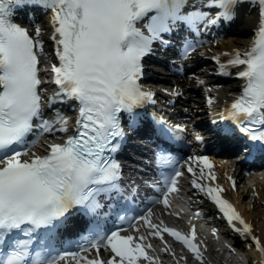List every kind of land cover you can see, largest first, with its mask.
<instances>
[{
    "label": "snow or ice",
    "instance_id": "obj_1",
    "mask_svg": "<svg viewBox=\"0 0 264 264\" xmlns=\"http://www.w3.org/2000/svg\"><path fill=\"white\" fill-rule=\"evenodd\" d=\"M244 2L0 0V264H61L66 258L76 264H159V257L149 251L153 245L148 236L163 241L162 251L175 257L165 234L182 242L204 264L207 246L202 247L195 225L190 232H183L164 221H154L148 208L146 215L137 218L144 222L148 236L134 235L125 234L127 230L122 227L102 232L100 217L107 202L121 194V164L113 155L125 135L121 113H128L134 124L135 109L154 102V93L139 82L142 61L152 53L153 44H167L165 35L179 26L195 34L231 20ZM253 2L259 5V22L248 49L225 53L230 57L227 65L240 67L237 76L245 82L227 111L243 125L240 131L249 139L264 141V131L260 130L264 128V0ZM37 6L51 12V38L58 58L51 70L59 91L49 98V104L75 100L79 105L74 134L62 142H49L44 155L23 147L29 134L37 129L40 135L68 133L70 129L69 119L62 114L52 120L42 118V29L35 27L33 36L28 27L15 22L16 12ZM194 50L193 44L185 42L183 55L186 58ZM224 67L221 65L222 70ZM172 94L182 93L177 90ZM177 130H182L179 125L167 126L168 133ZM157 158L163 165L176 163L163 148ZM191 159L196 167L189 163L187 171L197 177L191 182L193 186L214 201L234 231L250 239L264 256V242L254 234L253 225L222 197L224 189L204 183L208 178L216 179L209 157ZM182 175L177 170L153 185L160 192L155 203L171 207L170 196L179 191L178 178ZM73 212L89 217L94 227L78 251L57 252V231ZM134 231L139 233V227ZM101 249L110 253L109 259L100 257ZM90 252L96 256L83 255ZM184 260L186 257H178L177 264Z\"/></svg>",
    "mask_w": 264,
    "mask_h": 264
},
{
    "label": "bare ground",
    "instance_id": "obj_2",
    "mask_svg": "<svg viewBox=\"0 0 264 264\" xmlns=\"http://www.w3.org/2000/svg\"><path fill=\"white\" fill-rule=\"evenodd\" d=\"M244 10L246 7H244ZM259 19V10L257 6L250 7L247 12L241 11L238 21L234 25V29L238 32L218 38L217 40L212 41L209 45L202 47L200 51L195 53V57H200L206 54L215 53L223 49H242L246 48L249 41L254 35V28L256 27ZM40 28L42 29L40 38L45 41L46 44V35L45 32L48 28V23L45 20L41 22ZM214 68L209 65H206V68H201L199 66L198 70L190 75L183 76H171L166 80V87L161 88V93H166V96L176 97L172 93L183 89L187 91L189 87L197 88L203 95L197 96V101L193 104L196 111L202 113V116H208V112L219 110V106H222V100L226 97L232 96L237 91V82L236 80H231L227 83H218L215 84L213 81V72ZM206 94H212L217 98L216 105L214 107L209 106L206 103L205 96ZM165 96V97H166ZM191 111H194L191 109ZM195 117L189 116L187 120H192ZM222 166V165H221ZM261 173V172H260ZM261 177L254 185L241 190L233 189L234 194L239 199L240 208L244 212L245 216L249 219L250 224L253 225L254 234L259 236L264 242V174H260ZM227 169L222 170L221 179L224 180L229 186V177ZM228 179V180H227ZM252 179V178H251ZM253 180V179H252ZM212 227V223H209ZM210 236L209 242V251L210 253L220 260L223 263H234L237 264V254L226 248V244L218 237L216 234ZM251 244V248H244L243 254L250 257V262L252 264H262L264 256L256 249L255 244L250 239H245L243 245Z\"/></svg>",
    "mask_w": 264,
    "mask_h": 264
}]
</instances>
